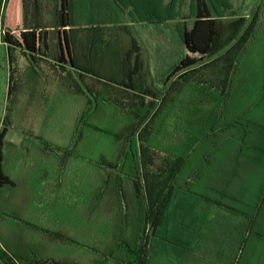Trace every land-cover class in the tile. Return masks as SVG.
I'll list each match as a JSON object with an SVG mask.
<instances>
[{
    "label": "crops",
    "instance_id": "1",
    "mask_svg": "<svg viewBox=\"0 0 264 264\" xmlns=\"http://www.w3.org/2000/svg\"><path fill=\"white\" fill-rule=\"evenodd\" d=\"M30 1L41 13L50 2ZM59 5L73 67L2 43L31 60L34 68L26 67L30 79L39 81L42 117L37 137L27 131L9 136L14 127L8 123L1 172L13 186L0 190H21L23 196L0 210V256L7 264L47 259L82 264L88 256L90 264H264L263 116L245 125L241 135H223L228 103L216 102L214 89L198 101L197 93L187 90L190 83L181 79L211 62L216 72L221 55L156 85L152 74L158 59L169 63L157 49L163 41L128 37L121 53L104 49L109 42L91 33L146 31L151 25L156 31L189 30L187 15L169 17L181 12V0H59ZM6 10L8 25L22 31L23 0H6ZM179 51L187 55L182 44ZM63 91L77 98L63 101ZM95 100L105 117L116 116L124 125L113 133L94 125ZM66 103L74 110L69 132L61 124ZM229 105L233 112L242 107ZM157 110L167 112L158 124L159 113L151 119L152 127L142 136L148 149L142 157L139 129H134L144 112L150 111L146 123ZM95 128L109 136V146L98 157ZM163 175L164 181L157 180ZM130 222L139 227L131 229ZM147 223L153 224L152 236L146 237L143 252H133Z\"/></svg>",
    "mask_w": 264,
    "mask_h": 264
},
{
    "label": "rangeland",
    "instance_id": "2",
    "mask_svg": "<svg viewBox=\"0 0 264 264\" xmlns=\"http://www.w3.org/2000/svg\"><path fill=\"white\" fill-rule=\"evenodd\" d=\"M213 0H211L212 2ZM229 3H231V6L234 9V14L232 16H226V18H218V28H219V38L220 40H224L226 35L229 34L230 26L234 24L233 22H237L238 19L244 20V24L241 27V30L238 34V37L244 32L245 28L247 27L248 22L252 21V18H254V13H257L256 20L254 18V25L256 24L255 28L248 33L247 36H245L244 40H240L239 43H241L242 48L240 53L238 55H235L237 52L232 49L231 54H228L230 47L225 48V50L215 53V55H223L222 57L225 59L221 62H217V64L220 65L218 69H216V72L214 71V63H209L204 65L203 67H199L198 69H195L194 71L189 72L188 74L184 75V77H188L185 80H182L184 82H189L190 85L187 86V90L190 93L193 91L194 93L201 94L200 96L195 95L196 98H198L200 101L206 100V95L204 94L207 92L209 95H213L211 92L212 89L215 90V94L212 97L218 98V93L221 91L226 93L227 87L233 83H231V79H226V69H227V63L226 62H233L236 61V70H235V85L238 88L246 90L247 95L245 96V99L243 101H238L241 98V93L239 94L238 90H235L233 93H231L230 101L228 102V106L225 108V111L222 113V118H225L228 122L226 123L227 129L224 131V133H221L223 135H232V133L235 131L237 135H241L243 128L245 125L249 126L254 123L253 119L259 115L262 117L261 119H264V0H228ZM163 3V0H161ZM214 3V2H213ZM160 4V0H159ZM214 5L215 12H220L222 9L220 7ZM161 6L158 5V14L160 12ZM181 12L179 10H174L172 14L169 12L170 19L173 20L176 16L181 17V15L185 14L189 18L185 19V24L189 25V27H192L193 19H194V13H195V2L194 0H181ZM214 12V14H215ZM178 13V14H176ZM1 14L0 17V129L2 128V122L5 120V123H12L13 127L11 130V134H17L18 131H27L30 133V135L33 136H39L41 135V90L38 87L39 81L30 79L28 73L29 68L34 66L31 63V60L24 59L19 54L18 51H14V48H10L7 51L6 45H3V33L4 31L8 30V27H11V30L9 32L13 36H18L20 30H13V25H8L10 22H8V19L10 20L9 15L7 14V10L4 12V2L1 7ZM163 23V22H159ZM180 25L183 24L182 21L179 23ZM152 26V30H146V31H138V32H115V31H99V33H102V40L109 42L108 50L114 52L119 50L123 51V44L121 42L126 41L129 38H135L140 41L142 40H155L163 41L160 46L157 47L160 52H162L163 55L169 56V63L164 62L161 63L158 59L157 69L153 75V81L156 83V85H161L163 79L165 76L171 71L173 65L177 64L184 56V54L179 51V46L181 43L179 39V31L175 30H159L156 31L154 25ZM170 26V25H168ZM145 27V26H143ZM253 27V26H252ZM154 29V30H153ZM246 31V30H245ZM78 33L81 32H73L74 36H77ZM128 34V35H127ZM127 35V36H125ZM243 35V34H242ZM237 37V38H238ZM120 40V45L118 46V42ZM168 40L170 42V46L167 45V42L165 44V41ZM3 43V44H2ZM244 45V46H243ZM120 47V49H119ZM149 49V48H148ZM134 53V52H133ZM222 53V54H221ZM132 54V52H131ZM228 54V55H227ZM214 55V56H215ZM234 55V56H233ZM232 57V58H231ZM10 60V63H9ZM176 60V62H175ZM235 60V61H234ZM173 63V64H172ZM27 66V67H26ZM213 67V69H212ZM231 68H234L231 67ZM231 70V69H230ZM234 70V69H232ZM231 70V71H232ZM28 77V78H26ZM200 85H198L199 81ZM177 81V80H176ZM226 87V89H223V84ZM258 83H261L262 87L258 94L260 95V99L262 102H255L256 96L254 95V89L257 87ZM21 84L23 86H21ZM202 84V85H201ZM194 88V89H193ZM234 88V86H233ZM236 88V89H237ZM64 90V87H63ZM199 90V91H198ZM9 92V94H8ZM203 93V94H202ZM207 94V95H208ZM190 95V94H189ZM193 97L194 95L191 94ZM57 96V95H56ZM191 96V97H192ZM71 98L76 99L77 96L75 95H68L63 91V94L61 96V99L63 98ZM209 98V96H207ZM225 97V96H224ZM101 98V97H100ZM211 99V98H209ZM65 99H63L64 101ZM216 100V99H215ZM241 100V99H240ZM216 102H218L216 100ZM242 102V107L237 108L236 111H231V106L229 104L236 103V105L240 104ZM69 104V105H68ZM98 102L95 100V108L93 112V116L91 118V122L94 125H97L101 128L104 127L106 132L113 133L116 130L120 129L124 123H117L114 119L115 117H105V111L100 110V107L97 108ZM68 105L70 108L73 107L72 104L66 103L63 106L62 111V129L63 131L69 132L72 124L71 115L74 110H71L67 108ZM224 105V104H223ZM225 107V106H224ZM67 108V109H66ZM166 110H161L159 114L157 115L155 121L158 124V122L165 116ZM236 114L238 116V120L235 121L231 114ZM225 114V116H224ZM224 116V117H223ZM128 118V117H127ZM125 118V120H127ZM56 119H59L58 116ZM129 120V119H128ZM67 121V122H65ZM26 125V126H25ZM149 127V125H148ZM81 129V128H80ZM148 129V128H147ZM96 138L97 142L95 143L94 149H95V157L100 156V153L105 150V146H109V144H106V137L109 138V136H105L104 133L93 131L92 133ZM209 135V134H206ZM212 136V135H211ZM138 140V137H136ZM139 141V140H138ZM144 148H146L145 139L139 141V146L141 145ZM147 150L141 151L142 157L146 154ZM148 152V151H147ZM160 162V161H159ZM157 176V180H164L165 176ZM83 191L82 194H84ZM146 197L149 196V191H144ZM23 192L21 190H14L13 192H7V187L0 190V210L6 209V203L7 202H15L22 200ZM16 204V203H15ZM16 208H14L15 210ZM145 225L144 231L142 230V241L144 242L145 233L146 236L151 237V224H143ZM128 227L131 229H136L139 227V224H131L128 223ZM130 229V230H131ZM148 234V235H147ZM0 234V238H1ZM3 239H0V249L4 250L3 246L4 243L2 242ZM42 251L46 250L45 246H42ZM41 257H45V254H42ZM57 257V256H54ZM101 258L102 256L99 255ZM92 257H83V263L90 264V259ZM39 259V258H37ZM94 262V261H93Z\"/></svg>",
    "mask_w": 264,
    "mask_h": 264
},
{
    "label": "trees",
    "instance_id": "3",
    "mask_svg": "<svg viewBox=\"0 0 264 264\" xmlns=\"http://www.w3.org/2000/svg\"><path fill=\"white\" fill-rule=\"evenodd\" d=\"M3 2L5 4L6 0H0V17L2 16L1 7ZM194 2H195V13H194V19H193L194 21L192 27L189 30H182L179 32V39L185 51L187 52V55L184 56V58H182L178 62V64L171 70V72L167 75V77L164 80V84H167L171 79H173L179 73L196 67L206 59L214 56L215 53L223 51L225 50V48L230 47L231 45L232 46L230 47L227 53L231 54V51L233 49L234 51L237 52L235 55H238V53H240L242 48L241 46L242 44L239 43V41L244 40L245 36H247L248 33H250L256 26V24L254 25V18L256 17L257 13H254V18H252V21L248 22L247 27L245 28L246 31L244 30V32L242 33L243 35L241 34L238 37L241 27L244 24L243 18L238 19L237 22H233L234 24L230 26L229 34H227L225 39L222 41L219 38L218 18H226V16L235 15L231 3H229L228 0H213L212 2L211 0H194ZM36 3L37 2H31L30 0H23V30L19 32V35L17 37L13 36L8 30L4 31L2 38L3 43L8 45V47L23 49L24 51L27 52L29 56H32L33 54L34 55L39 54L51 58L53 61H55L58 64L70 65L73 67L74 63L71 58L69 31L61 30L62 24H61V11H60L59 0H50L47 10L44 11L45 13H41L39 12L38 9L33 8V5L35 6ZM213 4L220 7V9L222 10L219 13L215 12ZM36 11H38V13H34ZM91 33L95 39H100L103 37L102 33L99 32H91ZM54 40H56L55 44L52 42ZM100 45L101 46L103 45L102 42L100 43ZM108 46H106L104 49L108 50L107 49ZM99 48L101 49V47H96V49L98 50ZM222 56L219 57L217 62L218 61L221 62L225 60ZM226 63H227V69L224 77L226 76V79H231V83H233V85L230 84L227 87L228 89L226 93L221 91L220 94L218 95L217 101L228 103L231 98V93H233L235 90H238L239 94L241 93V98H240L241 100L239 99L238 101H243L245 99V96L247 95L246 90L241 89L239 87V84H238V88L234 84L236 61L233 62L231 60V62L229 61ZM233 66L234 68H231ZM230 69L231 70L234 69V70L231 71ZM188 77H182L181 79L185 80ZM198 83H199L198 85H200V82ZM222 84L224 86V83ZM260 86L261 83H258L257 87H255L256 89H254V95L256 96L254 100L255 102H262V100L260 99V95H256V93L258 94L259 90L262 88ZM223 89H226V87L224 86ZM204 94L207 95V92H205ZM197 95L200 96L201 94H197ZM241 103L242 102H240V104ZM159 112L160 110L155 111L154 114L146 123H144V121L149 117L150 111L144 112L145 115H143L141 121L134 129V132L139 129L137 133L138 134L137 137L139 141L143 140L142 136H144V134L147 132V130H149L151 126L149 124L151 119H154L153 116ZM7 127H8V123H5L4 120L2 122V128L0 129V189L3 186H10V187L13 186V183L10 182L1 172V166L3 161V156H2L3 141L7 132ZM95 129L96 131L99 132L101 131V128H95ZM144 147L142 146L141 143L138 151H143V150L148 151L147 147L146 148ZM169 179H171V177ZM136 191L138 192L137 187H136ZM162 192L163 190L161 189L157 191L159 201L162 198ZM150 224L151 226H153L152 223ZM144 227L145 225H143L142 228L143 231H144ZM146 237L147 236L145 233L144 242L141 239V244L138 245V247L135 250H133V252H138V253H140V251L143 252L144 247L146 246L145 243ZM0 258L4 262V264H7L6 262L8 260H5V258H3L2 256H0ZM17 263L22 264L20 262ZM32 264H64V263H58L51 259H47Z\"/></svg>",
    "mask_w": 264,
    "mask_h": 264
}]
</instances>
